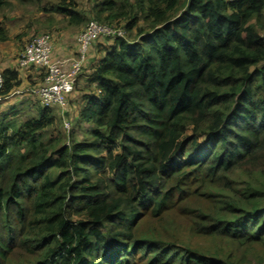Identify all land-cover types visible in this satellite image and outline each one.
Masks as SVG:
<instances>
[{"label": "trees", "instance_id": "1", "mask_svg": "<svg viewBox=\"0 0 264 264\" xmlns=\"http://www.w3.org/2000/svg\"><path fill=\"white\" fill-rule=\"evenodd\" d=\"M93 1L89 14L77 0L49 8L127 31L91 65L77 119L86 137L48 138L51 107L19 122L0 102V264L242 262L264 248V192L232 180L264 176V0ZM23 70L2 72L4 96ZM181 217L225 256L165 240ZM162 219H173L164 234L144 228Z\"/></svg>", "mask_w": 264, "mask_h": 264}, {"label": "rangeland", "instance_id": "2", "mask_svg": "<svg viewBox=\"0 0 264 264\" xmlns=\"http://www.w3.org/2000/svg\"><path fill=\"white\" fill-rule=\"evenodd\" d=\"M58 2L59 0H7V5L0 13V27H3L7 30L9 39L7 41L0 42V58L10 56V49L15 46L17 41L21 43L24 42V49L28 42L37 34H47L50 36L52 41V35L57 36L67 32L75 34L78 32L80 33V30H82L90 21H92L90 15H86L87 19L83 24H72L69 17L59 12L49 11V8L58 4ZM94 6L95 2L93 0H77V10L81 14H89ZM148 24L149 23L145 22L144 20H141L138 24V27L134 29L132 36L137 34L140 28H147ZM110 43H112L110 39H103L97 43L95 42L93 46L96 44L99 47L101 46L105 48V46ZM84 72H86V69L83 67L82 75ZM74 98L75 97L69 98V102L75 103L76 98ZM17 101V103L8 102L6 103L7 105L1 104L2 111L6 112L10 107L15 106L18 112L16 120L19 122H24L30 117L37 116V109L40 107V104L37 102V100L27 97ZM52 109L57 116V120L55 126L48 130V138L51 136H61L60 138L63 140L62 143L69 144L71 142L70 135L72 134H74L76 139H84L86 137L81 131V128L77 126L75 110H71V113L65 112L63 114L65 119H63V117H61L62 113H60L59 110L56 108ZM65 120L70 123L69 129L65 128L64 126ZM187 133L192 134L191 128L187 130ZM232 180L236 189L244 190L250 187L251 189L256 190L257 193L262 191L264 192V176L260 174L249 175L243 173L242 171H236V173L232 176ZM257 199L259 202L261 201L264 203V195L260 194ZM255 204L256 203L253 201L252 205ZM259 204L260 203H257V205ZM172 220L169 221L162 219V222L158 220L149 221L146 223L144 228L146 230H150L152 228L157 229L160 230L162 234H164V232H166V227L167 229L169 228ZM180 222L182 223V227L169 229L167 232L168 235H163L165 240L168 242H178V244H180L179 242L182 240L193 250L205 255L225 256V254L222 253L223 245L221 242L211 237H192L191 234L185 231L186 224L189 223L188 219L181 217ZM237 264H264V248L260 246L254 247L245 254L242 262H237Z\"/></svg>", "mask_w": 264, "mask_h": 264}, {"label": "built area", "instance_id": "3", "mask_svg": "<svg viewBox=\"0 0 264 264\" xmlns=\"http://www.w3.org/2000/svg\"><path fill=\"white\" fill-rule=\"evenodd\" d=\"M126 36L127 31L123 27L92 20L77 36V52L65 58L53 56V43L49 35L34 36L19 54L17 65L22 69L35 67L40 70L43 74L42 84L37 87L18 88L4 96L1 92L5 79L0 71V102L10 98L13 94L30 93L35 95L39 103L45 107L66 106L82 74L93 44L98 39L126 38ZM64 126L69 129L70 123L65 120Z\"/></svg>", "mask_w": 264, "mask_h": 264}, {"label": "crops", "instance_id": "4", "mask_svg": "<svg viewBox=\"0 0 264 264\" xmlns=\"http://www.w3.org/2000/svg\"><path fill=\"white\" fill-rule=\"evenodd\" d=\"M78 34H79V32L77 34L67 32V33H62L61 35H57V36L52 35L53 56L56 58H65V57L73 56L78 50V44H77ZM101 40H103V39H98L96 41V43L101 41ZM23 45H24V42L21 43V42L17 41L15 46L10 49V56L0 58V71L3 72L6 69L15 68L18 66L17 65V59H18L19 54L23 50V47H24ZM104 50L105 49L103 47H101V46L99 47L96 44L90 50V54L88 56L87 62L84 65L86 72H84L83 75L81 74L82 76L78 80L76 87H75V90L69 96V98H71V97L76 98L75 103L74 102L70 103L69 102L70 100L68 98V102H67L66 106L62 107L59 105H55V106L51 107V108H56L57 110H59L60 113H62L61 117H63V119H65L63 114L65 112L71 113V110L72 111L75 110L76 118L77 119L79 118L80 108L84 103V95L89 94L90 91L92 89H94L93 84L90 83V79H91L90 76L92 74L91 73L92 72L91 71V65L95 62V60H99L100 57L103 56V54L105 52ZM41 75L42 74L40 73V71L35 70V69L34 70L33 69L23 70L22 71V76L24 77L23 83H22V86L18 87V88L24 89V88H28V87H33V86L37 87V86L41 85L42 81H43V76H41ZM27 97H29V98L31 97V98L37 100V102H39L35 95L30 94V93H25V94H13V96L6 99L2 104H6L8 102L9 103L10 102H16L17 103L18 102L17 100H21V99H24ZM55 116H56V114H55ZM56 120H57V116H56Z\"/></svg>", "mask_w": 264, "mask_h": 264}]
</instances>
